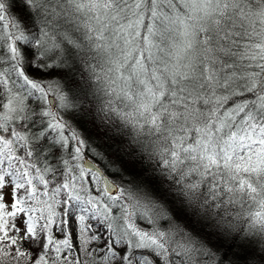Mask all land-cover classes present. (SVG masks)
Listing matches in <instances>:
<instances>
[{
  "label": "snow or ice",
  "instance_id": "6c2138e0",
  "mask_svg": "<svg viewBox=\"0 0 264 264\" xmlns=\"http://www.w3.org/2000/svg\"><path fill=\"white\" fill-rule=\"evenodd\" d=\"M0 264H264V0H0Z\"/></svg>",
  "mask_w": 264,
  "mask_h": 264
},
{
  "label": "trees",
  "instance_id": "16d2710c",
  "mask_svg": "<svg viewBox=\"0 0 264 264\" xmlns=\"http://www.w3.org/2000/svg\"><path fill=\"white\" fill-rule=\"evenodd\" d=\"M33 106H36V102L33 100L32 101ZM38 119V118H37ZM43 125L36 123L35 121L33 122V131H38L40 128H42ZM36 147H38L39 149H41L42 151L47 149V148H52V152L49 154V158L51 159V161L53 163L56 162V156H57V152L54 148V146L50 145L47 139H44L42 141H40Z\"/></svg>",
  "mask_w": 264,
  "mask_h": 264
}]
</instances>
